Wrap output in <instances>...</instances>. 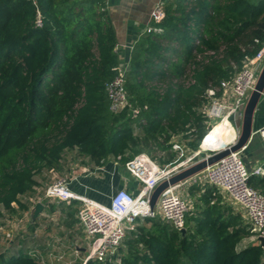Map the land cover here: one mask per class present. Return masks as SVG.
Wrapping results in <instances>:
<instances>
[{"label": "trees", "instance_id": "1", "mask_svg": "<svg viewBox=\"0 0 264 264\" xmlns=\"http://www.w3.org/2000/svg\"><path fill=\"white\" fill-rule=\"evenodd\" d=\"M164 8V19L151 23L161 31L145 32L131 51V106L114 113L106 84L121 61L107 0H0V227L4 209L29 210L38 175L61 170L67 150L97 165L110 158L125 165L159 149L165 166L177 160L176 137L199 149L211 128L202 110L208 89L231 79L264 44V0H165ZM232 131L226 120L218 123L201 152ZM249 183L264 193V174L252 172ZM188 191L196 200L186 232L159 215L145 217L116 254L87 264H264L260 241L239 248L256 233L216 186L193 183ZM61 203L74 227L79 201ZM30 247L0 253V264H42L43 257L51 264L48 253Z\"/></svg>", "mask_w": 264, "mask_h": 264}, {"label": "built area", "instance_id": "2", "mask_svg": "<svg viewBox=\"0 0 264 264\" xmlns=\"http://www.w3.org/2000/svg\"><path fill=\"white\" fill-rule=\"evenodd\" d=\"M33 1L37 2V0ZM164 17V3L159 2L151 12V22L145 32L161 31L160 27L151 23H160ZM36 25H43L39 11ZM263 66L264 44L253 57H247L244 60L242 68L231 79L224 80L219 87L208 89L209 102L202 110L209 117V121L220 116L222 118L224 115H228L231 118L232 114L245 108ZM126 75L127 70L119 66V74L106 84L110 110L114 113H121L131 106L126 86ZM219 91H222L221 95H218ZM227 97L230 99L229 105L226 103L225 98ZM222 98L223 100L221 101ZM228 109L229 111L224 113ZM138 113V110H134V116ZM209 125L211 126L210 131L214 125L211 123ZM209 131L204 136L201 145L208 136ZM258 133L264 139V127L260 128ZM236 141L237 139L234 142ZM225 147L209 149L212 151L209 155ZM182 148L181 143L174 142L173 149L175 151L180 152ZM245 148L246 146L241 150L231 152L214 164L209 165L202 172L206 174L210 184L216 186L219 191L227 194L234 202L243 207L247 215V222L251 225L252 231L256 233L259 240L260 236H264V193L255 189L249 183L252 172L249 171L243 160L242 152ZM199 153L200 149L186 160L179 161L180 159H177L174 163L165 166L158 164L146 153L135 155L126 162L125 167L130 175L142 184L140 192L134 194L125 187L119 188L111 195L109 204L98 202L73 190L71 183L76 179L74 176L71 178L64 176L54 180L45 189L44 196L35 200L34 204L37 201L42 202L44 204L42 213H45L48 202L55 200L67 203L73 200L82 202L80 223L89 241L88 251L90 252L87 258L84 259L83 264H87V261L92 257L106 260L116 254L127 232L135 229L139 219L159 215L179 231L186 228V219L192 209V204L190 199L181 193V190L194 183L191 181L194 176L167 187L161 193L155 209H151L150 198L155 188L162 181L169 179L175 173L193 164H189V162ZM253 173L263 174L264 168L261 166L257 167ZM44 200L47 201L45 202ZM34 254L36 255L35 252ZM52 256L53 253H49V258L52 260L51 264H54V261H60L61 257L58 258L54 255V259ZM42 264H45V257L42 259Z\"/></svg>", "mask_w": 264, "mask_h": 264}, {"label": "crops", "instance_id": "3", "mask_svg": "<svg viewBox=\"0 0 264 264\" xmlns=\"http://www.w3.org/2000/svg\"><path fill=\"white\" fill-rule=\"evenodd\" d=\"M159 2L164 3L165 0H107L109 16L118 40L115 49L119 53L121 61L119 66L122 69H128L131 51L135 43L150 25L151 12ZM230 119L227 115L218 123L226 120L228 124H232ZM262 127H264V93L254 114L252 137L242 152L244 163L250 172H254L260 166L264 168V139L258 133V130ZM86 158V165L76 164V166L66 160L65 156L62 159L61 171L65 170V173L76 177L71 183V188L76 192L104 204L110 203L111 195L119 188L125 187L134 194L140 192L142 184L130 175L120 161L110 158L104 164L97 165L90 161L88 157ZM191 181L201 184L209 183L204 172L195 175ZM188 189L189 187L184 188L183 191L189 198L190 193ZM220 193L223 195L227 204L233 206L237 212H240L247 222V215L243 207L234 202L227 194L221 191ZM81 209L82 206L79 207V212L76 215L78 221L75 226L68 228L76 234L77 228L82 226L80 223ZM82 250L85 251L87 249L82 248Z\"/></svg>", "mask_w": 264, "mask_h": 264}, {"label": "rangeland", "instance_id": "4", "mask_svg": "<svg viewBox=\"0 0 264 264\" xmlns=\"http://www.w3.org/2000/svg\"><path fill=\"white\" fill-rule=\"evenodd\" d=\"M225 99L226 103L229 105L230 99L228 97ZM222 100L223 98L221 101ZM228 111L229 109L224 113H227ZM243 111L244 109H241L231 115L230 120L233 124V135H231L230 138H227L224 142L220 144L218 143L209 149H221L230 143H233L238 138L242 127ZM220 118L221 116L214 118L212 121H209V123L216 125V123L221 120ZM136 132L140 133L141 131L140 129H137ZM175 141L181 143L183 146L182 151L178 152L177 154V159H180L179 161L186 160L187 158L192 157L194 153L199 151V149L196 151H191L178 137L175 138ZM209 149L208 151L201 152L200 148V153L195 156L189 162V164L195 163L212 153V151ZM142 153L148 154L158 164H160L159 157L165 156V152H162L159 149H154L152 152L147 151ZM64 156L65 159L72 162L74 166H76V164H87V158L81 155L78 149L67 150L64 153ZM123 166L125 167V165ZM61 170L55 169L38 175L40 185L36 188V195L33 197L34 199H29V210L22 211L19 206H16L18 211L14 213L7 212L5 209L3 210V216L1 217L2 226L0 227V253H16L20 246L26 244L27 247L31 246L30 248L37 249L43 253H53V258L54 255L58 258L61 257L60 261H56L55 264H83L84 259H86L90 254L88 251L89 241L86 238V234L82 226L77 228V234L68 229L66 225V215L62 210V207L68 204L63 205L59 200L48 202L49 204H55L57 210L52 215H49L48 212H46L47 210L45 213L40 214V226L36 231H32L29 227L32 222L31 211L39 202L37 201L36 204H34V201L44 196L47 186L59 177H73V175L65 173V170ZM181 193L187 197L183 189L181 190ZM189 198L191 204L193 205L196 199L191 195ZM23 200L26 202L28 201L27 198H23ZM44 201L46 202L47 200ZM81 204L82 202L79 201V207L82 206ZM21 241H24L23 244ZM258 241V236L255 234L251 237L243 239L239 245V248L258 243ZM77 248H79L78 251ZM82 248H86L87 250L84 251Z\"/></svg>", "mask_w": 264, "mask_h": 264}, {"label": "water", "instance_id": "5", "mask_svg": "<svg viewBox=\"0 0 264 264\" xmlns=\"http://www.w3.org/2000/svg\"><path fill=\"white\" fill-rule=\"evenodd\" d=\"M263 93H264V66L260 72L255 88L250 94V97L244 108L241 132L237 138V141L231 144L230 146L225 147L222 150H219L209 156H206L198 160L197 162L191 164L190 166H187L182 170H180L179 172L175 173L169 179L162 181L155 188V190L151 195L150 198L151 209H155L161 193L167 187H169L170 185H176L182 181L190 179L191 177L204 171L209 165L214 164L215 162L219 161L220 159L227 156L231 152L241 150L243 147H245L248 144L253 133L252 127H253L254 114ZM43 209H44V204L42 202H38L35 205V207L31 211L32 222H34L37 219V217L42 213ZM182 232L183 233L186 232V228L182 229ZM259 240L261 242L262 247H264V236H260Z\"/></svg>", "mask_w": 264, "mask_h": 264}, {"label": "bare ground", "instance_id": "6", "mask_svg": "<svg viewBox=\"0 0 264 264\" xmlns=\"http://www.w3.org/2000/svg\"><path fill=\"white\" fill-rule=\"evenodd\" d=\"M225 116H227V115H224L222 118H220L221 120L223 119V118H225ZM218 124V122L216 123V125ZM215 125V126H216ZM215 126L209 131V134L212 132V130L215 128ZM233 132V131H232ZM208 134V135H209ZM231 135H233L232 133L228 136V138H230L231 137ZM207 138V137H206ZM206 140V139H205ZM226 140V139H225ZM225 140H223V141H219V142H217V143H215L214 145H212L211 147H213V146H215L216 144H220V143H222V142H224ZM204 143V142H203ZM202 146H203V144H202ZM202 148V147H201Z\"/></svg>", "mask_w": 264, "mask_h": 264}]
</instances>
